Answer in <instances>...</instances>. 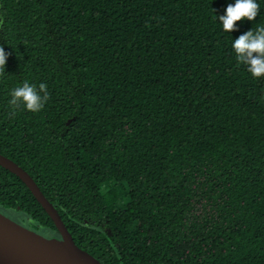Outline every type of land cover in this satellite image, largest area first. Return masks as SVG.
I'll return each mask as SVG.
<instances>
[{"label": "trees", "instance_id": "trees-1", "mask_svg": "<svg viewBox=\"0 0 264 264\" xmlns=\"http://www.w3.org/2000/svg\"><path fill=\"white\" fill-rule=\"evenodd\" d=\"M225 32L235 0H0V153L104 264H264V78ZM217 17V19H216ZM47 85L39 113L10 93ZM0 208L58 232L0 166Z\"/></svg>", "mask_w": 264, "mask_h": 264}, {"label": "water", "instance_id": "water-1", "mask_svg": "<svg viewBox=\"0 0 264 264\" xmlns=\"http://www.w3.org/2000/svg\"><path fill=\"white\" fill-rule=\"evenodd\" d=\"M0 166L24 182L60 235L45 237L0 212V264H104L75 243L55 206L25 169L1 153Z\"/></svg>", "mask_w": 264, "mask_h": 264}, {"label": "clouds", "instance_id": "clouds-1", "mask_svg": "<svg viewBox=\"0 0 264 264\" xmlns=\"http://www.w3.org/2000/svg\"><path fill=\"white\" fill-rule=\"evenodd\" d=\"M260 5L256 0H235L228 4L225 14L218 17L225 32L238 31L237 22L255 21L259 15ZM217 19V17H216ZM3 21L0 20V24ZM232 49L238 64L244 65L247 72L255 79L264 78V27L247 31L232 42ZM8 53L0 46V78L6 74L5 66ZM10 116H15L23 107L25 111L39 113L50 99L47 85L40 83L37 87L25 81L22 86L15 87L10 93Z\"/></svg>", "mask_w": 264, "mask_h": 264}, {"label": "rangeland", "instance_id": "rangeland-1", "mask_svg": "<svg viewBox=\"0 0 264 264\" xmlns=\"http://www.w3.org/2000/svg\"><path fill=\"white\" fill-rule=\"evenodd\" d=\"M8 211H9L8 209H4V208L1 209V208H0V212H1L2 214L6 215V216L9 217L10 219H12V220H14L15 222L21 224L22 226L27 227V228H29V229H31V230H33V231H35V232H37V233H39V234L45 236V237H48V238H53V237H54L53 235L47 233V232L45 231V229H41V228H40V229H38V230H34L31 226L27 225L26 222H21V221L18 220L16 217H13V215H11V213L8 212Z\"/></svg>", "mask_w": 264, "mask_h": 264}, {"label": "flooded vegetation", "instance_id": "flooded-vegetation-1", "mask_svg": "<svg viewBox=\"0 0 264 264\" xmlns=\"http://www.w3.org/2000/svg\"><path fill=\"white\" fill-rule=\"evenodd\" d=\"M51 235H53L54 237H57V238H60V235H59V233L57 232H53Z\"/></svg>", "mask_w": 264, "mask_h": 264}]
</instances>
